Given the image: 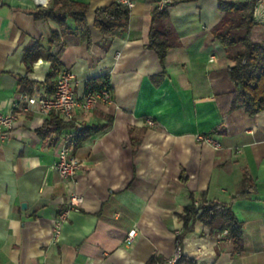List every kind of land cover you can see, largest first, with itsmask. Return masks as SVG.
I'll return each mask as SVG.
<instances>
[{"label": "crops", "instance_id": "1", "mask_svg": "<svg viewBox=\"0 0 264 264\" xmlns=\"http://www.w3.org/2000/svg\"><path fill=\"white\" fill-rule=\"evenodd\" d=\"M73 1L88 5L90 38L69 34L62 48L51 49L56 24L33 18L51 0L44 7L0 0V114L29 89L53 93L44 84L49 52L61 71L74 73L76 98L94 80L107 79L111 89L109 102L73 112L75 127L103 130L71 150L81 166L68 179L54 165L73 132L55 131L50 113L15 112L13 129L0 140V264H147L153 256L165 262L180 236L185 260L178 264H264V111L223 114L217 104L235 86L228 50L212 29L224 16L219 3L233 0H131L126 28L108 36L93 27L94 14L117 0ZM257 9L251 38L264 43V0ZM154 11L168 13L160 25L178 43L162 63L147 47ZM39 39L40 56L27 73L23 57ZM243 178L247 187L237 197ZM71 194L82 196L80 211H70L55 236ZM192 197L231 208L242 224L238 249L225 230L217 234L198 221L183 231L180 215Z\"/></svg>", "mask_w": 264, "mask_h": 264}, {"label": "trees", "instance_id": "2", "mask_svg": "<svg viewBox=\"0 0 264 264\" xmlns=\"http://www.w3.org/2000/svg\"><path fill=\"white\" fill-rule=\"evenodd\" d=\"M261 1L233 0L219 3L224 16L213 27L212 35L223 48L228 50L232 63L228 68V74L235 86L234 91L217 98V104L223 114L241 108L251 116L264 111V43L255 42L251 38L256 25L255 9ZM87 11L88 5L85 3L73 0H51L47 8L34 12L33 18L35 21H51L56 24V29L50 33L48 44L51 49L54 45L62 48L66 35L74 34L81 40L90 38V29L86 21ZM167 18L166 11L153 12L147 44L148 48L156 52L161 63L164 62L167 52L178 45L170 33L160 25ZM128 19L129 8L116 2L95 11L93 27L102 35H114L126 28ZM70 23L73 24V30L70 28ZM42 46L43 40L39 39L31 49L25 52L23 62L27 73L32 72V63L40 56ZM230 49L235 51L230 53ZM47 59L51 66L44 84L54 91L56 80L62 70L61 63L57 54L49 52ZM88 86L92 91L110 88L105 78L91 81ZM28 93L31 94L32 89H29ZM50 117L48 124L52 125L59 134L67 128L73 132L68 145L71 150L79 147L93 134L103 130V127L77 128L71 121L59 119L52 112ZM240 187L242 191L237 194V197H240L247 187L245 178L241 181ZM180 218L184 232L190 231L192 225L198 221L217 234L226 230V235L231 239L234 249H238L241 244L242 224L227 205L207 202L204 199L197 203L192 197ZM178 244L181 246V236L178 238ZM182 260H185L183 256L176 264ZM147 264H165V262L153 256Z\"/></svg>", "mask_w": 264, "mask_h": 264}, {"label": "built area", "instance_id": "3", "mask_svg": "<svg viewBox=\"0 0 264 264\" xmlns=\"http://www.w3.org/2000/svg\"><path fill=\"white\" fill-rule=\"evenodd\" d=\"M37 5L44 7L49 0H34ZM118 3L132 7L131 0H117ZM255 9V16L257 13ZM75 75L71 71L63 70L60 72L54 87V91L50 96L29 95L26 93L21 94L19 100L12 105L11 110L7 113L0 114V140L6 139L8 133L13 129L16 120L15 112L38 110L45 114L56 113L61 115L66 121H72L73 112L79 108L83 112L92 110L98 102H109L111 100V89L105 88L101 91H92L89 86H86L84 95L78 99L73 92V84ZM147 123L152 125L153 122L148 120ZM196 140L212 146L214 149H219L220 144L211 137L204 135H196ZM80 162L71 155V149L62 147L59 152L58 159L54 165L55 171L64 179L72 178L75 176L77 170L80 168ZM83 198L77 194H71L68 198V210L62 212L55 220L53 225V232L58 236L62 224L65 222L67 214L70 211L79 212ZM224 233H227L225 230ZM135 237V230L127 233L126 241L131 243ZM264 249V246H262ZM182 257V248L176 242L174 254L171 258L165 261V264H176Z\"/></svg>", "mask_w": 264, "mask_h": 264}, {"label": "rangeland", "instance_id": "4", "mask_svg": "<svg viewBox=\"0 0 264 264\" xmlns=\"http://www.w3.org/2000/svg\"><path fill=\"white\" fill-rule=\"evenodd\" d=\"M233 51H235V49H230V53L233 52Z\"/></svg>", "mask_w": 264, "mask_h": 264}, {"label": "bare ground", "instance_id": "5", "mask_svg": "<svg viewBox=\"0 0 264 264\" xmlns=\"http://www.w3.org/2000/svg\"><path fill=\"white\" fill-rule=\"evenodd\" d=\"M63 147H68V146L65 145V146H63ZM68 148H69V147H68Z\"/></svg>", "mask_w": 264, "mask_h": 264}, {"label": "water", "instance_id": "6", "mask_svg": "<svg viewBox=\"0 0 264 264\" xmlns=\"http://www.w3.org/2000/svg\"><path fill=\"white\" fill-rule=\"evenodd\" d=\"M24 206V205H23Z\"/></svg>", "mask_w": 264, "mask_h": 264}]
</instances>
